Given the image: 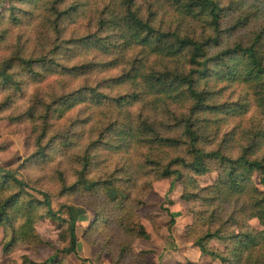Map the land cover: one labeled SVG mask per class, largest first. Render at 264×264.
Listing matches in <instances>:
<instances>
[{"label": "rangeland", "instance_id": "rangeland-1", "mask_svg": "<svg viewBox=\"0 0 264 264\" xmlns=\"http://www.w3.org/2000/svg\"><path fill=\"white\" fill-rule=\"evenodd\" d=\"M217 1L218 32L210 17H187L175 0H0V167L26 185L0 178V205L11 195L18 198L13 209L21 214L12 224L22 229L5 255L2 247L10 228L0 226V264H23L24 258L49 264L53 256L59 264H222L202 255L194 241L218 227L231 235L246 228L263 230L257 219L235 213L233 205L205 202L206 189L223 175L217 164L203 175L172 165L181 177L163 175L171 158L189 159L181 120L192 101L185 86L176 89L182 98L174 102L167 98L171 89L162 94V89H148L146 97H130L128 82L120 79L133 69L162 81L186 74L192 68L188 55L166 57L142 45L120 53L115 32L99 23L107 9L122 10L114 8L117 2L128 8L133 2L142 20L161 33L215 39L208 57L237 45L251 46L260 36L257 50L264 62V0ZM224 62L241 66L246 60L236 54ZM208 86L200 80L197 90L213 92L212 102L245 108L220 126L210 123L215 131L202 143L207 150L220 148L237 157L248 146L234 145V140L264 130V89L238 77L231 82L209 79ZM131 116L143 122L146 141L120 133L122 120ZM224 138L227 147L220 146ZM169 140L178 142L163 147ZM255 156L262 158L264 152ZM81 175L95 185L82 187L77 183ZM251 181L263 191L259 172L251 173ZM41 192L48 195L55 219L48 217ZM187 192L196 199L185 200ZM62 206L81 210L84 219L76 224V255L59 253L70 247ZM141 230L146 237L139 235ZM207 246L225 252L219 241Z\"/></svg>", "mask_w": 264, "mask_h": 264}, {"label": "trees", "instance_id": "trees-1", "mask_svg": "<svg viewBox=\"0 0 264 264\" xmlns=\"http://www.w3.org/2000/svg\"><path fill=\"white\" fill-rule=\"evenodd\" d=\"M175 1L180 4L178 6L179 10L182 11L181 9H183V13L187 17H192L196 20L203 15L210 17L214 32H218L221 6L217 0ZM133 6V2L129 4V8L126 4L124 5L117 2L114 8L116 10H122L120 12H113L109 10V8L105 12V17L99 20L101 26H107L115 32L118 42L117 45L121 51L120 53H124L136 45L146 46L155 53H164L166 57H173L177 53L182 52L188 55V64L192 67L186 74L174 73L171 74L173 78H167L163 81L159 78H154V81L152 80L153 78L145 74L140 76L141 73L136 69H133L131 72L130 70L124 72L120 76L121 80H125L129 84V91H131L129 93L130 97H134V95L146 97L149 93L148 89H162V91L159 90L160 92H158V94L165 93L167 89H171L172 93H170L167 98L176 102L182 98L181 94L176 93V89H180V86H185V95L192 101V106L186 117L181 120L183 130L182 136L185 138H183L184 148L189 159L185 160L179 156L171 158L170 162L163 166V175L166 177L175 176L176 180L181 177V172L179 170L170 169L172 165H181L193 174L203 175L212 170V165L217 164V166H219L218 169H220L219 171H221L223 175H220V178L213 186L206 189L208 193L204 198L205 202L209 203V205L217 202L233 205L236 207L235 213L241 215V217H244L246 220L255 218L263 227L262 231L246 228V230L236 235L227 234L224 232L225 230L218 227L213 231L207 230L204 232L194 241V245L200 250L202 255L218 259L222 264H264V157L258 158L255 156V154L259 155L264 152V130L259 128L257 133L251 138H248V133H246L234 140V145H240L244 142V144L248 146L246 150L237 157H231L230 154L226 153L225 150L221 151L220 148L216 150H207L205 144L202 142L205 140L208 141L207 134L215 131L210 128L209 124H214L217 121V125L220 126L221 123L219 122H226L229 118L234 117L235 113H244L243 109L245 105H239L237 108L233 109L225 108L223 105L211 101L213 92L211 93L210 90H197V85L200 80H204L205 86H208L209 79L231 82L236 81L237 77L240 82L248 85L252 84L255 88L259 85L260 91L264 89L261 88L264 87V62L257 50V43L260 36L257 37L255 43L251 46L243 47L237 45L233 49H226L216 55L208 57L206 56L207 50L215 39L207 38L206 40H198L194 37H186V34H183L184 32L181 31L161 33L159 30H156L152 24L143 21L137 10H134ZM143 33L146 35L141 38ZM90 43L91 42L88 41L86 47ZM94 46L96 49L98 48L97 43L94 44ZM236 54L245 57L246 63L240 66L235 63L228 65L224 62L228 57ZM220 61L223 62L220 63ZM108 64L112 67L114 62L109 61ZM194 75L197 77L195 78ZM139 77L141 80H138ZM168 79L171 81L170 84L164 83L167 82ZM208 88L210 87L208 86ZM124 101L125 98H122L119 104H124ZM213 117H215L216 120ZM123 122L121 134L125 135V137L128 136V139L133 138L140 141V136L142 139H145V141L147 140V138H145V133L142 131L143 122H136V117L134 120L132 116L129 121L122 120V123ZM139 124L142 126L140 127ZM250 139L252 140L251 143L249 142ZM177 142L178 141L175 142V140H169L163 143V147H173ZM224 142L229 143V141L224 138L220 146L226 145ZM254 171L259 172L262 176L263 191L258 190L251 181V173ZM0 178H4L5 183L10 180L16 186H26L24 183L15 179L10 170H6L2 167H0ZM77 183L87 190L95 185L94 182L86 180L82 175ZM172 187L173 183L170 186V191ZM40 195L43 197L44 206L48 210V217L55 219L56 213L51 210L48 195L43 192H41ZM196 197V195L188 192L184 194V199L187 201L194 200ZM17 199L16 196L11 195L0 205V226L4 227L5 230L7 226L10 228V230L7 229L8 233L10 232V235L8 234L9 240L5 242L2 247V252L5 255L10 253L12 246L20 238L17 237L19 236L18 234L22 232V229L16 230L12 224L16 216L21 214L13 209L14 202ZM61 209L68 219L70 247L64 248L59 251V253L76 255V224L84 219H82L79 214L81 210L73 206H62ZM171 224H173L172 220ZM139 235L146 237L142 230ZM211 240L221 242L224 245L225 252L210 249L207 246V242ZM54 259L55 256L51 257L48 263L59 264V262H55ZM23 264L36 263L28 262V260L24 258Z\"/></svg>", "mask_w": 264, "mask_h": 264}, {"label": "crops", "instance_id": "crops-1", "mask_svg": "<svg viewBox=\"0 0 264 264\" xmlns=\"http://www.w3.org/2000/svg\"><path fill=\"white\" fill-rule=\"evenodd\" d=\"M84 220L80 221V222H83ZM197 253V252H196Z\"/></svg>", "mask_w": 264, "mask_h": 264}]
</instances>
